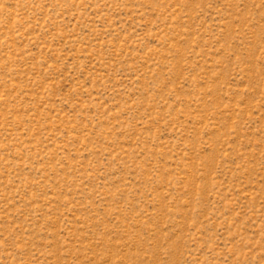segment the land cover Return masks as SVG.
<instances>
[{
	"label": "rangeland",
	"instance_id": "rangeland-1",
	"mask_svg": "<svg viewBox=\"0 0 264 264\" xmlns=\"http://www.w3.org/2000/svg\"><path fill=\"white\" fill-rule=\"evenodd\" d=\"M0 264H264V0H0Z\"/></svg>",
	"mask_w": 264,
	"mask_h": 264
}]
</instances>
